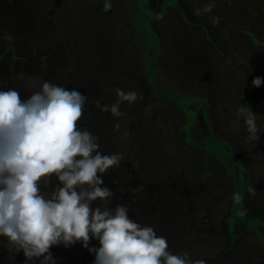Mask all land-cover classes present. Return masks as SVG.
Listing matches in <instances>:
<instances>
[{
  "label": "rangeland",
  "instance_id": "1",
  "mask_svg": "<svg viewBox=\"0 0 264 264\" xmlns=\"http://www.w3.org/2000/svg\"><path fill=\"white\" fill-rule=\"evenodd\" d=\"M111 2L105 11L104 0H0V86L26 97L18 74L28 73L78 87L88 97L80 126L102 152L124 154L103 177L113 206L128 204L174 253L264 264V83H251L264 78L253 42L264 44V0H215L206 14L195 10L207 0ZM117 88L139 96L121 103V117L93 103L111 105ZM243 104L258 114L257 142L245 139ZM50 250L56 264H93L79 242ZM0 264L25 257L0 244Z\"/></svg>",
  "mask_w": 264,
  "mask_h": 264
},
{
  "label": "clouds",
  "instance_id": "2",
  "mask_svg": "<svg viewBox=\"0 0 264 264\" xmlns=\"http://www.w3.org/2000/svg\"><path fill=\"white\" fill-rule=\"evenodd\" d=\"M111 7V0H104L103 10ZM214 7L215 0H207L195 11L206 14ZM219 20L211 17L213 24ZM4 38L12 40L8 33ZM18 78L26 97L21 87L0 86V244L22 252L25 264H56L51 247L77 242L94 253L93 264H207L187 252H172L166 237L129 215L128 204L112 205L115 193L103 177L124 154L102 152L98 136L78 123L86 94L28 73ZM251 83L259 87L264 78L255 76ZM115 92L111 105L93 103L121 117V103L139 96L135 90ZM257 115L247 104L238 108L247 142H257L262 131ZM53 178L56 184L49 189ZM239 211L243 215L247 209Z\"/></svg>",
  "mask_w": 264,
  "mask_h": 264
},
{
  "label": "trees",
  "instance_id": "3",
  "mask_svg": "<svg viewBox=\"0 0 264 264\" xmlns=\"http://www.w3.org/2000/svg\"><path fill=\"white\" fill-rule=\"evenodd\" d=\"M251 38V37H250ZM252 39L254 40V38L252 37ZM261 40L259 39L258 40V37H257V40L255 41H253L254 42V45H255V52H257V53H259V57H261L263 54H264V52H262L261 50H260V48H264V44L263 43H261L260 42ZM260 52H262V53H260ZM237 203H238V201L236 200V199H234V201H233V210L235 211L236 209V206H237ZM241 217V216H240Z\"/></svg>",
  "mask_w": 264,
  "mask_h": 264
}]
</instances>
